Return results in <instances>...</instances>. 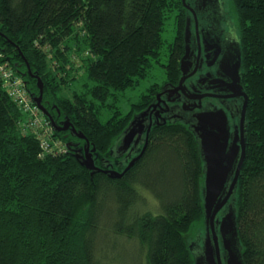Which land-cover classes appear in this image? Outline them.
<instances>
[{
    "label": "trees",
    "instance_id": "16d2710c",
    "mask_svg": "<svg viewBox=\"0 0 264 264\" xmlns=\"http://www.w3.org/2000/svg\"><path fill=\"white\" fill-rule=\"evenodd\" d=\"M230 1L248 96L246 157L233 204L245 264H264V0ZM172 12L175 35L162 66L165 81L176 83L186 17L181 0H0V66L36 96L37 80L23 56L42 81L41 103L52 119L68 118L86 137L96 166L103 158L122 171L137 153L114 158L110 149L159 85H150L126 113L116 107L118 94L159 62ZM75 60L86 82L60 97L76 81ZM105 109L113 110L102 121ZM53 135L71 147L44 152L0 78V264H109L115 260V250H106L110 238L132 248L134 264H193L187 236L204 228V174L186 124L152 126L142 156L117 179L102 172L91 178L73 155L84 141L69 131Z\"/></svg>",
    "mask_w": 264,
    "mask_h": 264
},
{
    "label": "water",
    "instance_id": "95a60500",
    "mask_svg": "<svg viewBox=\"0 0 264 264\" xmlns=\"http://www.w3.org/2000/svg\"><path fill=\"white\" fill-rule=\"evenodd\" d=\"M181 2L185 9L188 8L185 0ZM182 40L183 53L179 59V77L176 84L163 85L161 91L157 92L155 99L148 106L134 113L110 149V155L114 158L121 157L126 152H128L127 157L137 153L122 171L109 168V161L103 158L101 166H96L94 163V158L97 157L95 147H90L86 137L72 126L68 118L58 124L52 119L41 103L43 84L40 77L31 73L26 59L23 56L21 58L26 63L28 74L37 80L38 95L30 97L39 111L49 118L52 129L56 132L69 131L72 136L84 141L82 147L73 151V155L79 165L89 171L91 178L96 172H102L112 179L121 178L142 156L152 126L174 122L186 124L196 137L204 174L202 199L206 237L202 240V245L196 242L189 245L193 255V264H245L233 204L237 181L246 157L247 136L248 96L242 85L240 39L238 36L235 53L231 55L226 53L218 63V72L212 82L215 90L214 87L208 88L216 91V94H193L184 89V81L197 68L191 63L193 50L190 19L187 15ZM162 94H166L167 101L173 103L171 106L164 103L165 107H159ZM209 95L222 99H236L238 105L232 108L229 105L230 109L227 108L226 102H222L226 107L202 105L201 99ZM181 96L184 98L183 101L176 104ZM161 113L164 115L161 116ZM229 118L233 121L236 118L232 130ZM71 145L69 142L66 143V147H71ZM215 225L217 230H215Z\"/></svg>",
    "mask_w": 264,
    "mask_h": 264
},
{
    "label": "flooded vegetation",
    "instance_id": "af4514ba",
    "mask_svg": "<svg viewBox=\"0 0 264 264\" xmlns=\"http://www.w3.org/2000/svg\"><path fill=\"white\" fill-rule=\"evenodd\" d=\"M188 8L185 9V15L190 19V33L192 44V66H197L196 70L183 83L184 89L189 93L216 94L215 85L212 83L213 78L218 72V63L220 59L227 53H235V45L238 39V27L236 23L235 13L230 0H185ZM171 82H166L165 84ZM163 84V85H165ZM176 84V83H172ZM162 85V86H163ZM161 86V87H162ZM161 87L158 92L161 91ZM214 87L213 89H208ZM43 92V89H42ZM162 101L159 107L171 106L166 99V94H162ZM182 98L176 104L183 101ZM164 101V102H163ZM236 99H222L214 96H206L201 99V104L214 107H235L238 105ZM42 102V99H41ZM158 107V108H159ZM230 109V108H229ZM230 116L229 111H227ZM164 113H161L163 116ZM153 116V115H152ZM231 130L236 123V118H229ZM75 145V144H73ZM221 214H219L220 216ZM205 230V227H204ZM215 230L217 226L215 225ZM206 237L204 234H198L197 244L202 245V240Z\"/></svg>",
    "mask_w": 264,
    "mask_h": 264
},
{
    "label": "rangeland",
    "instance_id": "374dc122",
    "mask_svg": "<svg viewBox=\"0 0 264 264\" xmlns=\"http://www.w3.org/2000/svg\"><path fill=\"white\" fill-rule=\"evenodd\" d=\"M175 16L174 12L169 14L167 19L164 21L163 30H162V45L160 49V55H159V62H154L148 75L140 80L139 84L133 88V89H127L122 93L118 94V100L116 102V107L121 111L122 113H126L130 107L131 103L136 102L140 95L146 91V89L150 85L157 84L159 85L158 91L160 87L166 83L165 76H164V68L162 64H165L167 61V54H168V45L173 41L174 35H175V22H174ZM65 43V42H64ZM69 45L75 48V44L73 41L69 42ZM82 46V45H81ZM80 46V47H81ZM75 65L77 66V69L80 67V62L78 60H75ZM76 73V81L72 86H69L68 88H63L58 93V96L62 97H71L72 91H80L82 88V85L84 82H86L85 75L82 73L80 68L75 72ZM107 103H111V99L108 100ZM113 109H111L112 111ZM111 111L108 109L103 110L101 113V119L102 121H105L110 115ZM154 208L155 203L151 200L148 201V205ZM152 212V211H151ZM82 215V214H81ZM82 218V216L80 217ZM205 230L201 229L198 233L191 231L189 235L187 236V242L189 245L193 242L197 243V236L198 234H204ZM200 245V244H199ZM106 250H115L113 252V255H110V258L114 257V262L112 260L109 262V264H134V254L131 253L129 250H132L131 247L127 246L124 241L121 240V238H115V239H109L106 242Z\"/></svg>",
    "mask_w": 264,
    "mask_h": 264
},
{
    "label": "built area",
    "instance_id": "2783aa9c",
    "mask_svg": "<svg viewBox=\"0 0 264 264\" xmlns=\"http://www.w3.org/2000/svg\"><path fill=\"white\" fill-rule=\"evenodd\" d=\"M0 78L3 89L24 114L25 126L35 133L37 132L40 139V147L43 151L53 152L56 150L61 153L65 152V145L53 135L52 127L33 103L20 78L7 65L0 66Z\"/></svg>",
    "mask_w": 264,
    "mask_h": 264
}]
</instances>
